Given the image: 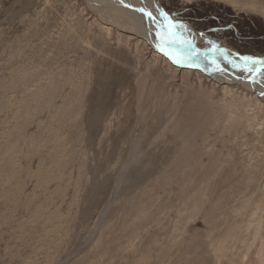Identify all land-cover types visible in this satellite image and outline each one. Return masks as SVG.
<instances>
[{"label": "rangeland", "instance_id": "374dc122", "mask_svg": "<svg viewBox=\"0 0 264 264\" xmlns=\"http://www.w3.org/2000/svg\"><path fill=\"white\" fill-rule=\"evenodd\" d=\"M156 1L184 54L264 56V0ZM139 3L0 0V264H264V65L178 66Z\"/></svg>", "mask_w": 264, "mask_h": 264}, {"label": "bare ground", "instance_id": "6f19581e", "mask_svg": "<svg viewBox=\"0 0 264 264\" xmlns=\"http://www.w3.org/2000/svg\"><path fill=\"white\" fill-rule=\"evenodd\" d=\"M119 1V0H118ZM138 3H139V7H141V6H143V7H147L146 9H147V11H148V9H149V11H150V9H151V12H153V15L154 14H157L159 17H160V19L164 22L165 21V19H166V17H164V14H161L160 13V4L156 1V0H136ZM135 0H134V2H135V4L137 5V2H136ZM128 2V1H127ZM94 3H95V1H94ZM99 3H105V2H100L99 1ZM99 3H97L96 2V4H98L99 5ZM124 3V2H123ZM106 4V3H105ZM140 4H141V6H140ZM132 5V4H131ZM135 6V5H134ZM105 8H106V6H104ZM127 8V7H126ZM138 11H140V10H138ZM150 14V13H149ZM152 16V15H151ZM154 17V16H153ZM130 18V17H129ZM156 18H157V16H156ZM156 18H154V23H155V26L152 24H150L149 26H152V28H155L156 30L158 29V28H160V26L158 25V22L159 21H157L156 20ZM131 19V18H130ZM126 20H128V19H126ZM153 20V19H152ZM125 21V20H124ZM145 21V20H144ZM131 22V21H130ZM143 24H144V22H143ZM147 24V23H146ZM138 25V26H137ZM137 25H136V22H132L131 23V28H133L134 29V31H135V29H136V33H138L139 35L142 33H144V37L145 38H147V37H150V39L149 40H153V39H151L152 38V36L150 35V34H148V32H146L144 29V27H143V25H141V24H139V23H137ZM148 25V24H147ZM159 26V27H157L156 28V26ZM129 27V26H128ZM126 29H127V27H126ZM127 31V30H126ZM134 31H132V29H131V32H134ZM156 32V34H157V31H155ZM155 34V35H156ZM159 35H161V32L159 33ZM162 36V35H161ZM159 38V37H158ZM169 38V37H168ZM164 41H166L167 43H168V40H164ZM164 43V42H163ZM138 45V44H137ZM160 45V44H159ZM165 47V46H164ZM161 48H163L162 46H161ZM164 49V48H163ZM181 51H182V49H181ZM192 52H190V55L189 54H184V59H182L181 58V56L180 57H178L177 59H178V62H180L179 64H178V66H190V64H192V65H195L197 68H202L201 70H203L204 68H205V66L204 65H201L199 62H197L196 60H194L193 59V57H190V56H195L197 53H198V51L197 50H195L194 48L191 50ZM166 52V55L169 57V55H168V51H165ZM220 53H221V55H224V56H230V58H232V60H235L237 63H234V62H229V63H227L226 61H224L225 62V65L223 64V62L220 60L219 62H215V64L213 65V66H215V68L216 67H220L221 66V68H222V65L225 67V66H228V67H232V66H234V65H238V62H239V58H241V59H243L244 57L243 56H240V55H238V54H234L233 52H230V53H228L227 54V51H225V50H221L220 51ZM223 53V54H222ZM218 56H219V54H218V52L217 53H214L213 55H212V57L213 58H216V59H218ZM204 58H202V56L201 57H199L198 58V61L200 60H202V59H207L205 56H203ZM212 57L210 58V60L212 59ZM170 58V57H169ZM171 59V58H170ZM174 59V58H173ZM179 59L182 61H179ZM196 59V58H195ZM220 59V58H219ZM172 60V59H171ZM214 60V59H213ZM231 60V61H232ZM256 63L258 62V64H262V65H264V60H257V61H255ZM185 65H184V64ZM205 63V62H204ZM182 64V65H181ZM251 65V64H250ZM261 65V66H262ZM210 66H212V64L210 65ZM235 67V66H234ZM177 68V67H176ZM190 68V67H189ZM193 68V67H192ZM235 68H238V67H235ZM250 69L251 68V66H248L247 67V69ZM254 68V67H253ZM204 71H206V70H204ZM249 71H251V72H253V69L251 68L250 70H247V71H244V67H242V70L241 71H239V72H237V73H235V74H232L231 72H230V74H229V76H230V78L232 77V76H234L236 79H237V77L238 78H246V80H240L243 84H246V83H248L249 82V80H251V77H252V75L251 74H249ZM216 73H217V71H215ZM261 73V72H260ZM259 73V74H260ZM209 74V73H208ZM214 74L215 73H210V76H214ZM261 75L262 76H264V73L262 72L261 73ZM213 78H215V77H213ZM222 78V77H221ZM233 78V77H232ZM231 78V79H232ZM217 79H218V77H217ZM263 79V78H262ZM215 80V79H214ZM247 80H248V82H247ZM259 80H261V79H258V81ZM235 81V80H234ZM238 80H236V82H237ZM233 82V81H232ZM235 83V82H234ZM259 83V82H258ZM222 86H223V88H225V84H222ZM248 87V86H247ZM255 88V87H254ZM145 89V88H144ZM256 89V88H255ZM257 89H258V91H257V93H258V95L262 98V99H264V96L262 95V93L264 92V90H263V88H261V87H258L257 86ZM231 92V91H230ZM261 94V95H260ZM217 103V102H216ZM220 104V103H219ZM222 104V103H221ZM211 109V108H210ZM218 109V108H217ZM214 111V110H213ZM109 114V113H108ZM124 120H123V124L121 125V127H122V130H120L119 132H118V134H121V136L120 137H116V138H121V137H123V139H124V137H126L125 135H126V133L128 132V128H129V117H128V115H125L124 116ZM131 119V118H130ZM104 120V119H103ZM179 120V119H178ZM177 120V122H176V124H175V129H178V127H179V124H180V120L178 121ZM107 127V126H106ZM108 129V128H107ZM154 130H157V126L156 125H154V127H152L151 129H149V131L146 133V134H151V133H153L154 132ZM111 132V131H110ZM117 132V131H116ZM134 133V132H133ZM133 133H131V135L129 134V138H130V140L133 142V144L131 143V145H130V150H131V152H138V151H142V149H141V147L143 146L142 145V141L140 140V138L142 137V134H139L138 132V135L137 136H135ZM145 133H143V136H144V134ZM146 136V138L147 137H149V136ZM106 136V135H105ZM144 139V138H143ZM145 140V139H144ZM112 141V140H111ZM150 141V140H149ZM148 140H147V144H148V142H149ZM121 142V141H120ZM127 142V141H126ZM129 142V141H128ZM117 139H114L113 141H112V145H114V146H116L117 147ZM184 145L186 144V142H182ZM126 144H128V143H126ZM188 144V143H187ZM186 144V145H187ZM111 145V148L113 147ZM124 145V144H123ZM188 146V145H187ZM124 147V146H123ZM114 150V149H113ZM113 150L111 149L110 150V157L112 156V152H113ZM129 150V149H128ZM175 150V149H174ZM144 151V150H143ZM151 152V151H150ZM149 152V153H150ZM122 154V153H121ZM180 154V153H179ZM134 155V154H133ZM107 159H109V158H107ZM105 161H106V159H105ZM133 161V160H132ZM136 162V161H135ZM157 162V161H156ZM134 164V163H133ZM151 173H152V171H151ZM145 174V173H144ZM120 183V182H119ZM101 201V200H100ZM131 201V200H130ZM132 202V201H131ZM100 203V202H99ZM131 204V203H130ZM129 204V205H130ZM132 204H133V202H132ZM131 204V205H132ZM142 205V204H141ZM147 205V204H146ZM133 206V205H132ZM128 207V206H127ZM137 207V206H136ZM122 209H124V208H122ZM141 209V208H140ZM92 210V209H91ZM95 210V209H94ZM126 210H129V209H127L126 208ZM156 210V209H155ZM159 210V209H158ZM97 211V210H96ZM125 211V210H124ZM127 212V211H126ZM150 212V211H149ZM129 213V212H128ZM140 213V212H139ZM139 213H137L138 214V216H139ZM144 213V212H143ZM124 215H125V213H124ZM150 215V214H149ZM128 216V215H127ZM130 216V215H129ZM136 216V215H135ZM144 216V215H143ZM121 217V216H120ZM119 217V218H120ZM145 217V216H144ZM127 218V217H126ZM129 218V217H128ZM141 218V217H140ZM146 218V217H145ZM122 219V221H123V218H121ZM131 219H132V217H131ZM136 219V218H135ZM148 219V218H147ZM147 219H145V220H147ZM143 220V219H142ZM121 221V222H122ZM130 221V220H129ZM134 221H136V220H134ZM133 221V222H134ZM144 222V221H143ZM119 223V222H118ZM139 223V222H138ZM137 223V224H138ZM148 223V222H147ZM117 224V223H116ZM119 225V224H118ZM122 225L124 226V224L122 223ZM131 225V224H130ZM117 226V225H116ZM126 227V226H125ZM131 227V226H130ZM126 228H129V227H126ZM132 228V227H131ZM121 230V229H120ZM125 230H128V229H125ZM109 231V230H108ZM113 232V231H112ZM123 233H125L124 231H122ZM153 232V231H152ZM115 233V232H114ZM120 235H121V233H119ZM129 234H131V233H129ZM124 236V235H123ZM126 237V236H125ZM145 237V236H144ZM122 238V237H121ZM128 238V237H127ZM115 239H118V238H115ZM115 240H113V242H114ZM118 241H120V240H118ZM117 241V242H118ZM112 242V241H111ZM110 242V243H111ZM131 242V241H130ZM123 242H121L120 244H122ZM116 244V243H115Z\"/></svg>", "mask_w": 264, "mask_h": 264}, {"label": "water", "instance_id": "95a60500", "mask_svg": "<svg viewBox=\"0 0 264 264\" xmlns=\"http://www.w3.org/2000/svg\"><path fill=\"white\" fill-rule=\"evenodd\" d=\"M143 11H145L143 9ZM147 11L144 12V14L146 13ZM160 13L161 14H164V17H166L165 21L164 22H161V26L168 32L170 33L171 36H173L174 40H173V46L174 48L176 49L177 53H178V56H181L182 59H184V54L183 52L181 51V36L180 34L178 33V31L176 30L172 20L170 19V17L168 16V14L166 13V11L164 10V8L161 6L160 7ZM146 19H147V15L144 16ZM145 22H147V20H145ZM154 25L155 26V23L154 22H151V25ZM157 27H159L157 25ZM156 50H158L159 52L165 54L166 52L163 51V49L161 48H158V47H155ZM221 49L219 50V48H215V49H208V50H199L198 53L195 55V58H199V57H212V55L216 52L220 53ZM234 54H236L235 52H233ZM259 59H262L264 60V56L262 57H252V58H243L241 59L242 62L244 63H249V62H255ZM185 65V64H184Z\"/></svg>", "mask_w": 264, "mask_h": 264}]
</instances>
